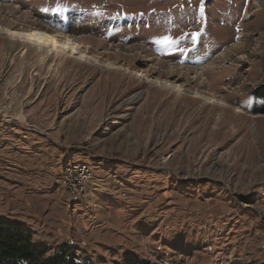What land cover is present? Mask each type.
<instances>
[{"label": "rangeland", "instance_id": "rangeland-1", "mask_svg": "<svg viewBox=\"0 0 264 264\" xmlns=\"http://www.w3.org/2000/svg\"><path fill=\"white\" fill-rule=\"evenodd\" d=\"M260 85L263 0H0V217L102 264H264Z\"/></svg>", "mask_w": 264, "mask_h": 264}, {"label": "trees", "instance_id": "trees-1", "mask_svg": "<svg viewBox=\"0 0 264 264\" xmlns=\"http://www.w3.org/2000/svg\"><path fill=\"white\" fill-rule=\"evenodd\" d=\"M264 1V0H263ZM258 98L263 100L264 85L256 89ZM262 107V106H261ZM116 264H187L183 259L172 261L156 254L157 260L125 255ZM160 258V260L158 259ZM171 260V261H169ZM0 264H102L89 256H83L77 249L62 246L56 251L34 241L33 230L18 221L0 217Z\"/></svg>", "mask_w": 264, "mask_h": 264}, {"label": "bare ground", "instance_id": "bare-ground-1", "mask_svg": "<svg viewBox=\"0 0 264 264\" xmlns=\"http://www.w3.org/2000/svg\"><path fill=\"white\" fill-rule=\"evenodd\" d=\"M6 33L12 40L25 42L30 48H36L42 55L40 58L42 61L48 60L49 56L60 51L59 48L63 46L58 35L42 28H9ZM237 111L242 112V110Z\"/></svg>", "mask_w": 264, "mask_h": 264}, {"label": "built area", "instance_id": "built-area-1", "mask_svg": "<svg viewBox=\"0 0 264 264\" xmlns=\"http://www.w3.org/2000/svg\"><path fill=\"white\" fill-rule=\"evenodd\" d=\"M86 174L85 169L80 166L75 167V169L72 166L66 169L63 182L72 198L84 195L86 191L84 184L87 179Z\"/></svg>", "mask_w": 264, "mask_h": 264}, {"label": "snow or ice", "instance_id": "snow-or-ice-1", "mask_svg": "<svg viewBox=\"0 0 264 264\" xmlns=\"http://www.w3.org/2000/svg\"><path fill=\"white\" fill-rule=\"evenodd\" d=\"M165 42H166V43H173V44H174V43H177V41L171 39L170 37L165 38Z\"/></svg>", "mask_w": 264, "mask_h": 264}]
</instances>
